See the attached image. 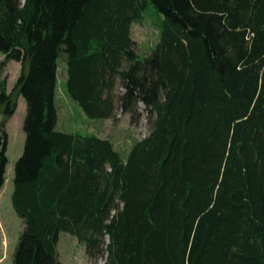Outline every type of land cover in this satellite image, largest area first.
<instances>
[{
  "label": "trees",
  "instance_id": "trees-1",
  "mask_svg": "<svg viewBox=\"0 0 264 264\" xmlns=\"http://www.w3.org/2000/svg\"><path fill=\"white\" fill-rule=\"evenodd\" d=\"M150 5L163 19L141 58L132 25ZM0 51L27 103L14 264H65L62 231L93 263L264 264V0H0ZM63 53L87 117L138 124L144 105L150 132L125 158L59 128ZM17 108L1 80L0 191Z\"/></svg>",
  "mask_w": 264,
  "mask_h": 264
},
{
  "label": "rangeland",
  "instance_id": "rangeland-1",
  "mask_svg": "<svg viewBox=\"0 0 264 264\" xmlns=\"http://www.w3.org/2000/svg\"><path fill=\"white\" fill-rule=\"evenodd\" d=\"M162 19L161 13L153 5H150L139 22L133 23L132 35L135 40V49L141 58L147 56L158 41ZM3 59L4 55L0 51V81L6 80L7 91L12 93L13 100L18 102V108L5 126L8 136L6 147L8 163L6 180L0 192L2 198V200L0 199L2 202L0 203V211L4 227L3 229L0 227V258H2L0 264H14V254L24 222L12 204L13 179L15 163L22 155L25 146L26 134L23 129V121L27 112V103L19 91L15 89L17 79L22 72V64L17 61H10L3 68L1 74ZM58 66L59 79L56 102L59 106L61 127L71 132L94 133L100 137L109 138L125 158L132 144L145 138L150 132L144 105H139L143 116L138 124H132L130 115L123 113L121 109H118L114 118L91 119L85 115L78 103L68 94V65L65 53L60 56ZM118 89L123 91L121 87ZM3 117V110L0 109V125ZM58 258L65 264H106V257L101 258L97 263L91 262L86 254L84 243L78 237L63 231L59 235Z\"/></svg>",
  "mask_w": 264,
  "mask_h": 264
},
{
  "label": "crops",
  "instance_id": "crops-1",
  "mask_svg": "<svg viewBox=\"0 0 264 264\" xmlns=\"http://www.w3.org/2000/svg\"><path fill=\"white\" fill-rule=\"evenodd\" d=\"M59 128L60 129H62V130H65V131H67V129H64V128H62L61 127V124H60V119H59ZM68 132H70V131H68ZM1 192V191H0ZM0 199L2 200V198H1V193H0ZM0 203H2L1 201H0ZM3 217H2V214H1V211H0V227L3 229L4 227H3ZM5 242V241H4ZM0 261H2V258H0Z\"/></svg>",
  "mask_w": 264,
  "mask_h": 264
}]
</instances>
